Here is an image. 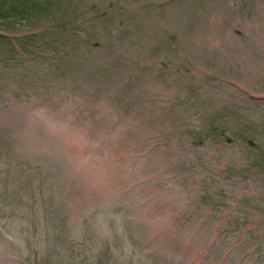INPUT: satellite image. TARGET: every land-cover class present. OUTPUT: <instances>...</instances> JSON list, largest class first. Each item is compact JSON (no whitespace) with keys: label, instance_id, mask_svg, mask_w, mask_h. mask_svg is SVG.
I'll list each match as a JSON object with an SVG mask.
<instances>
[{"label":"rangeland","instance_id":"obj_1","mask_svg":"<svg viewBox=\"0 0 264 264\" xmlns=\"http://www.w3.org/2000/svg\"><path fill=\"white\" fill-rule=\"evenodd\" d=\"M0 36V264H264V0H0Z\"/></svg>","mask_w":264,"mask_h":264},{"label":"trees","instance_id":"obj_2","mask_svg":"<svg viewBox=\"0 0 264 264\" xmlns=\"http://www.w3.org/2000/svg\"><path fill=\"white\" fill-rule=\"evenodd\" d=\"M18 33H15L13 35H17ZM31 37H26V39H29ZM0 39L1 40H7V41H11L12 39L11 38H8V37H4V36H0ZM15 42H20L21 39H18L16 36L15 38H13Z\"/></svg>","mask_w":264,"mask_h":264}]
</instances>
